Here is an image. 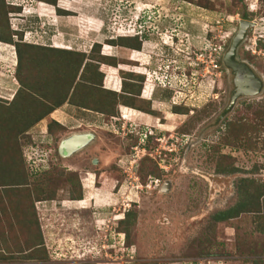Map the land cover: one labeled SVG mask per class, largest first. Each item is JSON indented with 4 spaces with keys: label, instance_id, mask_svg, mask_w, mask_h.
<instances>
[{
    "label": "rangeland",
    "instance_id": "374dc122",
    "mask_svg": "<svg viewBox=\"0 0 264 264\" xmlns=\"http://www.w3.org/2000/svg\"><path fill=\"white\" fill-rule=\"evenodd\" d=\"M14 2L0 0L11 39L0 42V127L12 135L0 157L13 166L7 175L0 160V264H264V62L250 52L264 34V0H26L18 12ZM239 20L254 25L235 60L261 87L233 97L222 57ZM102 66L132 86L118 78L106 90ZM120 107H150L153 120ZM75 132L93 139L57 155ZM16 172L21 186L7 180ZM75 177L84 187L69 206ZM242 190L252 196L244 211L214 221Z\"/></svg>",
    "mask_w": 264,
    "mask_h": 264
},
{
    "label": "trees",
    "instance_id": "16d2710c",
    "mask_svg": "<svg viewBox=\"0 0 264 264\" xmlns=\"http://www.w3.org/2000/svg\"><path fill=\"white\" fill-rule=\"evenodd\" d=\"M17 2H14V3H12V7L16 10V12H18V10H19V8L21 7L22 8V6H23V2L24 1H26V0H16ZM37 4V6L39 7V10H40V15H42V16H50L51 14H52V8H50V7H46L43 3H41V2H37L36 3ZM31 6V5H30ZM16 32H19V33H21V31H17L16 30ZM123 38H126L125 36L123 37ZM127 38H129V37H127ZM17 40V39H16ZM11 41V39H10V36L8 35L7 36V29L5 28V30H3V31H1L0 32V42H4V43H9ZM17 42H15L14 41V45L16 44ZM25 43V42H24ZM258 44H259V42H258ZM17 45V44H16ZM26 45H28V44H26ZM22 46H25L24 44L22 45ZM32 46H33V44H32ZM92 46V45H91ZM137 46H138V44H137ZM98 47V46H97ZM36 48H39V46L38 47H36ZM53 48V47H52ZM53 49H58V48H53ZM107 45H104V51L105 52H107ZM136 51V50H135ZM109 53V52H108ZM103 57H112L111 55H109V54H106V55H104V54H102V58ZM28 62H26L25 63V67H26V69H25V71H27V75L25 76V79H26V81H27V83H29V84H27V86H33V81H34V79L32 78L31 79V73H30V63H28ZM116 67V66H115ZM114 67V68H115ZM106 68V66H102V70L103 69H105ZM124 72H126V71H124ZM128 73H131V74H128ZM104 75H105V78H104V82H105V84H104V88L105 89H108V91H110L111 90V92H113V91H116L117 90V86H118V84H119V79H121V78H115L114 76H110L109 74H105L104 73ZM127 76H132V75H139V74H135V73H132V72H127V74H126ZM74 76L75 75H73V77H72V80H73V78H74ZM139 76H141V75H139ZM124 81V82H126L127 84H129L130 85V87L132 86V84H130L131 83V81H132V79L130 78H122L121 79V81ZM128 80H130V81H128ZM148 84H149V82L146 80L145 81V83H144V85H143V88L145 89V90H143V91H141V95L142 94H144V93H146V96H145V100L144 101H147L146 99L148 98L147 97V95L149 94L148 92H149V89H148ZM133 86H136V85H133ZM133 88V87H132ZM33 89V87L30 89V90H32ZM134 89H135V87H134ZM16 92V91H15ZM144 92V93H143ZM137 94H138V91H137ZM15 95H16V93L13 95V99L15 98ZM141 95H139V97H141ZM13 99H11L10 100V102L9 103H11L12 101H13ZM147 103V105H149L150 106V104H149V102H146ZM130 105V104H129ZM134 109H137V108H134ZM137 110H139V109H137ZM139 111H142L143 113H146V114H149V113H151L153 110L150 108V107H148L147 108V110H146V112L145 111H143V110H139ZM120 112H121V115L122 116H129V117H135V115L136 114H133V112L129 109V108H126V107H120ZM46 113V112H45ZM47 114V113H46ZM0 123H1V121H0ZM51 123H52V121H51ZM54 123V122H53ZM14 130V129H13ZM12 130V131H13ZM47 130L49 131V133H51L52 134V132H53V129H51V126H50V123L48 124V128H47ZM9 133V137H11L12 135H11V132H8V130L6 129V128H3V127H0V150H2L3 152L5 151L3 148H4V146H8V143H10V140H8L7 138H4V137H6L7 136V134ZM2 134V135H1ZM1 136H3V137H1ZM0 160L2 161L1 162V164H3V169H4V172L7 174L10 170H12V165L10 164L11 162H10V156H8L7 154H3L2 155V157H0ZM6 174H5V176H6ZM9 174V173H8ZM7 174V175H8ZM10 174H11V172H10ZM13 179V183L12 184H19L20 186L21 185H23L24 184V174H23V172H22V176H21V174H19V173H17L16 172V175L14 176V177H12L11 179L9 178V179H7V180H12ZM6 180V181H7ZM79 180H80V178H79ZM67 181L69 182V184H70V190H69V198L70 199H73V200H79L80 198H81V190H80V186H81V183L78 181V179H77V177H75L74 178V181L73 180H71L70 178H67ZM38 191H40V192H42L43 190H41V189H39ZM243 191V199H241V202L242 203H239V204H235L233 207H230V208H228V209H226V210H223V211H219V212H217V213H215L213 216H212V218H213V220L214 221H216V222H218V221H224V220H227V219H230V218H232V217H236L237 216V214H239V213H241L242 211H244V206H245V204L244 203H246V199H247V197H252L251 195H249L248 193H246V191L245 190H242ZM37 193V192H36ZM42 200V199H41ZM37 201H39L38 199H37ZM247 204V203H246ZM29 206H30V208H31V210H32V205H31V201H30V204H29ZM128 212H129V210H127L124 214H123V219H120L119 220V222H121V223H123V222H125L127 219H128ZM32 214V213H31ZM125 216V217H124ZM118 234V233H117ZM122 234L123 235H125L124 234V232L122 231ZM37 235L39 236V234H38V231H37ZM35 246V245H34ZM31 256V255H30Z\"/></svg>",
    "mask_w": 264,
    "mask_h": 264
},
{
    "label": "water",
    "instance_id": "95a60500",
    "mask_svg": "<svg viewBox=\"0 0 264 264\" xmlns=\"http://www.w3.org/2000/svg\"><path fill=\"white\" fill-rule=\"evenodd\" d=\"M252 25H254V22L246 20L238 21L237 31L232 36L229 47L222 57L223 65L234 73L233 83L235 89L232 94L233 97L239 94L255 95L261 87L260 78L255 76L246 64L235 60L236 48L245 36L247 28ZM233 97L231 98L233 99ZM92 139L93 135L90 132L71 133L60 139L56 147V152L61 157H67L74 151L91 142ZM92 163H96V159H93Z\"/></svg>",
    "mask_w": 264,
    "mask_h": 264
},
{
    "label": "built area",
    "instance_id": "2783aa9c",
    "mask_svg": "<svg viewBox=\"0 0 264 264\" xmlns=\"http://www.w3.org/2000/svg\"><path fill=\"white\" fill-rule=\"evenodd\" d=\"M220 28V25L218 26ZM259 42V44H258ZM251 54L257 56L260 58L262 62H264V34L259 35L257 38L252 40V49L250 50ZM212 60H208V63L205 65V70L209 71L210 68V63ZM213 67L215 66L214 64L212 65ZM142 151L144 149L142 148ZM146 186V185H145ZM106 244L101 243L99 249H105ZM9 264H18V263H9Z\"/></svg>",
    "mask_w": 264,
    "mask_h": 264
},
{
    "label": "crops",
    "instance_id": "0c3cea01",
    "mask_svg": "<svg viewBox=\"0 0 264 264\" xmlns=\"http://www.w3.org/2000/svg\"><path fill=\"white\" fill-rule=\"evenodd\" d=\"M4 49L5 48H3V51H4ZM129 51H135V50H129ZM136 53L138 52V51H135ZM135 52H129L128 54H127V57L128 56H131V57H133V56H139V55H136L135 54ZM104 54H109V53H104ZM130 54V55H129ZM137 54H139V53H137ZM145 58V57H144ZM129 59H131V58H129ZM134 63V62H133ZM137 64H139V63H137ZM117 67V66H116ZM115 67V69H117ZM114 68V67H113ZM114 69V70H115ZM112 70L111 69H108V72H111ZM103 73H105V71H104V69H103ZM105 74H108V73H105ZM110 76H115V72L113 71V73H110L109 74ZM128 81H130V80H128ZM132 112H133V114H136L135 115V118L136 119H138L140 122H142V123H144V124H149L152 120H153V116H151V115H149V114H146V113H143L142 111H139V110H137V109H134V108H129ZM153 110V109H152ZM132 117H130V119H131ZM83 186V185H82ZM89 189V188H88ZM87 194H88V192H87ZM88 200H90V199H88ZM72 202H70L69 203V206H73V204L76 206V204L78 203V201H81V200H71ZM82 208H86V207H81L80 209H82Z\"/></svg>",
    "mask_w": 264,
    "mask_h": 264
},
{
    "label": "clouds",
    "instance_id": "9594fccd",
    "mask_svg": "<svg viewBox=\"0 0 264 264\" xmlns=\"http://www.w3.org/2000/svg\"><path fill=\"white\" fill-rule=\"evenodd\" d=\"M36 16L38 17V15L36 14ZM139 25V24H138ZM140 26L141 27H138L137 26V28H138V30H137V32H136V34H135V36L136 35H138V37L139 38H141L142 37V35H141V32H142V28H143V25L142 24H140ZM14 30H17V31H19L18 29H14ZM21 31V30H20ZM24 32V31H23ZM25 33V32H24ZM23 42H25V41H23ZM25 43H28V42H25ZM51 47H53V48H57V47H55V46H52L51 45ZM59 49V48H58ZM137 51V50H136ZM155 55V53H153L150 57H152V56H154ZM139 75H141V76H143V74H139ZM153 80H151V82H150V85H152L153 86V88H154V85H159V83H158V77L156 76V74H153ZM167 78V77H166ZM121 80V79H120ZM160 84H162V82H160ZM160 87L161 88H164V84L161 86L160 85ZM106 90H108V89H106ZM111 91V90H110ZM150 91V90H149ZM114 92H116V91H114ZM151 93H152V89H151ZM150 93V94H151ZM140 95H141V93H140ZM146 100H148V98L146 99ZM81 181H82V178H81ZM81 183V182H80ZM84 185V184H83ZM81 186H82V183H81ZM82 187H84V186H82ZM81 187V188H82ZM122 219V218H121Z\"/></svg>",
    "mask_w": 264,
    "mask_h": 264
},
{
    "label": "flooded vegetation",
    "instance_id": "af4514ba",
    "mask_svg": "<svg viewBox=\"0 0 264 264\" xmlns=\"http://www.w3.org/2000/svg\"><path fill=\"white\" fill-rule=\"evenodd\" d=\"M137 74H140V73H137ZM119 76V75H118ZM0 98H1V95H0ZM57 153V152H56ZM58 155V154H57Z\"/></svg>",
    "mask_w": 264,
    "mask_h": 264
}]
</instances>
